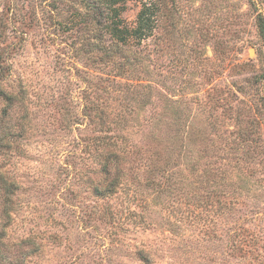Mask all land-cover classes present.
<instances>
[{
    "label": "rangeland",
    "instance_id": "rangeland-1",
    "mask_svg": "<svg viewBox=\"0 0 264 264\" xmlns=\"http://www.w3.org/2000/svg\"><path fill=\"white\" fill-rule=\"evenodd\" d=\"M150 1L116 52L95 0H0V231L38 244L25 264H264V0H123V24ZM111 141L130 156L97 194Z\"/></svg>",
    "mask_w": 264,
    "mask_h": 264
},
{
    "label": "trees",
    "instance_id": "trees-1",
    "mask_svg": "<svg viewBox=\"0 0 264 264\" xmlns=\"http://www.w3.org/2000/svg\"><path fill=\"white\" fill-rule=\"evenodd\" d=\"M95 1L97 5H104L111 12L106 28L116 52L121 50L120 44L126 45L129 44V41H135L140 44L152 34L156 22V4L154 2H144L137 13L135 25L129 27L123 24V20L119 17V4L123 0ZM255 22L259 33L264 34V15L258 10L255 13ZM104 119L105 117L103 116L99 118L101 124H104ZM108 145H111L110 148L103 149L101 154L103 158L101 165L103 185L93 187L97 194H111L117 190V186L120 183L121 165L131 152L129 148H122L117 141H111ZM149 157L152 159L151 155ZM16 188L17 185L14 181L12 182V180L0 175V204L3 206L2 215L5 222L10 218L11 196ZM3 237L4 234L0 231V264H25L26 257L36 252L39 247L36 242L31 240H23L16 245L7 244L3 241Z\"/></svg>",
    "mask_w": 264,
    "mask_h": 264
}]
</instances>
